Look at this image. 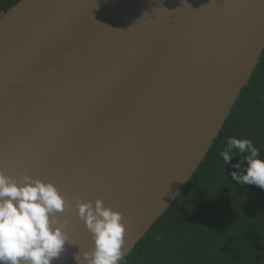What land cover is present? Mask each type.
Segmentation results:
<instances>
[{"label": "water", "instance_id": "obj_1", "mask_svg": "<svg viewBox=\"0 0 264 264\" xmlns=\"http://www.w3.org/2000/svg\"><path fill=\"white\" fill-rule=\"evenodd\" d=\"M264 49V0H20L0 16V171L122 214L123 257L175 202Z\"/></svg>", "mask_w": 264, "mask_h": 264}, {"label": "trees", "instance_id": "obj_2", "mask_svg": "<svg viewBox=\"0 0 264 264\" xmlns=\"http://www.w3.org/2000/svg\"><path fill=\"white\" fill-rule=\"evenodd\" d=\"M20 0H0V16ZM251 140L264 159V49L219 135L175 202L119 264H264V190L232 179L244 156L221 152Z\"/></svg>", "mask_w": 264, "mask_h": 264}, {"label": "clouds", "instance_id": "obj_3", "mask_svg": "<svg viewBox=\"0 0 264 264\" xmlns=\"http://www.w3.org/2000/svg\"><path fill=\"white\" fill-rule=\"evenodd\" d=\"M247 155L233 164L242 169L231 173L242 184L255 185L264 190V159L251 140L229 138L221 156L229 164L232 150ZM67 207L64 196L51 182H43L24 175L16 178L0 171V264H51L65 250L68 240L64 231L68 221L57 213ZM76 209L94 242L90 252L83 253L85 264H119L124 255L122 245L126 227L122 214L105 207L100 199L82 202L76 198ZM75 257L77 264L81 259Z\"/></svg>", "mask_w": 264, "mask_h": 264}]
</instances>
